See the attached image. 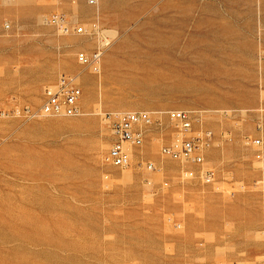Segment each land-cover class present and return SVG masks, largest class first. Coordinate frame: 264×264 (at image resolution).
I'll return each instance as SVG.
<instances>
[{"label": "rangeland", "instance_id": "1", "mask_svg": "<svg viewBox=\"0 0 264 264\" xmlns=\"http://www.w3.org/2000/svg\"><path fill=\"white\" fill-rule=\"evenodd\" d=\"M63 74L82 114L31 117ZM0 109V264H264V0H0ZM174 109L214 132V183L162 154ZM128 111L161 125L120 169L104 116Z\"/></svg>", "mask_w": 264, "mask_h": 264}, {"label": "built area", "instance_id": "2", "mask_svg": "<svg viewBox=\"0 0 264 264\" xmlns=\"http://www.w3.org/2000/svg\"><path fill=\"white\" fill-rule=\"evenodd\" d=\"M89 3L95 5L98 0H89ZM43 22L46 25L55 26L66 35L85 33L83 26H73L63 14L45 16ZM109 44V40L105 41L91 54L84 51L79 52L77 54L78 62L99 73L104 48ZM82 96L83 91L79 85L78 77L73 74H63L55 83L45 88L43 103L39 109L32 112L31 117L40 114L46 116H79L83 112ZM26 112L30 113L31 110L27 108ZM166 115L175 131V136L171 143L161 145L162 154L184 165L186 176L198 177L207 184L214 183L215 170L204 166L205 154L214 142V132L210 128L196 126L201 124L202 115L195 112L174 109L166 112ZM9 116L10 112L0 109V118H8ZM104 120L108 124L113 138L107 159L113 166L120 169H128L131 166L135 148L142 147L148 132L161 125L160 121L152 117L148 111L107 112ZM243 143L247 147L258 149L256 157L262 156L261 138L254 139L247 136L243 139ZM187 166L198 167V169L187 168ZM146 168L151 172L158 170L152 162L146 163Z\"/></svg>", "mask_w": 264, "mask_h": 264}, {"label": "bare ground", "instance_id": "3", "mask_svg": "<svg viewBox=\"0 0 264 264\" xmlns=\"http://www.w3.org/2000/svg\"><path fill=\"white\" fill-rule=\"evenodd\" d=\"M26 221H27V219H26ZM33 222H35L36 223V221H34V220H32ZM20 241V240H19ZM28 254V253H27Z\"/></svg>", "mask_w": 264, "mask_h": 264}]
</instances>
